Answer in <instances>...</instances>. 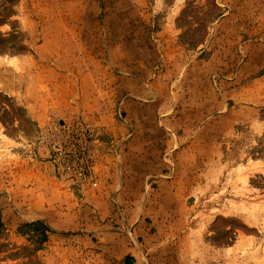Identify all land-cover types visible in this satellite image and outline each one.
I'll return each instance as SVG.
<instances>
[{
    "label": "rangeland",
    "instance_id": "obj_1",
    "mask_svg": "<svg viewBox=\"0 0 264 264\" xmlns=\"http://www.w3.org/2000/svg\"><path fill=\"white\" fill-rule=\"evenodd\" d=\"M0 264H264V0H0Z\"/></svg>",
    "mask_w": 264,
    "mask_h": 264
},
{
    "label": "built area",
    "instance_id": "obj_2",
    "mask_svg": "<svg viewBox=\"0 0 264 264\" xmlns=\"http://www.w3.org/2000/svg\"><path fill=\"white\" fill-rule=\"evenodd\" d=\"M48 146L49 159L55 171L65 179L90 188L98 187L96 173L93 170L94 163L82 131H72L67 128L64 140L51 138Z\"/></svg>",
    "mask_w": 264,
    "mask_h": 264
},
{
    "label": "crops",
    "instance_id": "obj_3",
    "mask_svg": "<svg viewBox=\"0 0 264 264\" xmlns=\"http://www.w3.org/2000/svg\"><path fill=\"white\" fill-rule=\"evenodd\" d=\"M6 128L7 129H6L5 137L7 139H12V141H14L15 137L18 136L19 132H16L14 129L10 130V128H8V127H6ZM22 151H26V147L24 145H22V149L19 150V152H22Z\"/></svg>",
    "mask_w": 264,
    "mask_h": 264
}]
</instances>
